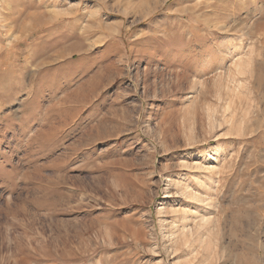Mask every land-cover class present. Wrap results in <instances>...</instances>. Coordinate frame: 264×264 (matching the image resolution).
Here are the masks:
<instances>
[{
    "label": "rangeland",
    "instance_id": "rangeland-1",
    "mask_svg": "<svg viewBox=\"0 0 264 264\" xmlns=\"http://www.w3.org/2000/svg\"><path fill=\"white\" fill-rule=\"evenodd\" d=\"M26 263L264 264V0H0V264Z\"/></svg>",
    "mask_w": 264,
    "mask_h": 264
},
{
    "label": "bare ground",
    "instance_id": "bare-ground-1",
    "mask_svg": "<svg viewBox=\"0 0 264 264\" xmlns=\"http://www.w3.org/2000/svg\"><path fill=\"white\" fill-rule=\"evenodd\" d=\"M162 2V1H161ZM256 34H258V35H262L261 33H259L258 31H256L255 32ZM263 38V37H262ZM251 47V46H250ZM240 51V50H239ZM251 53H252V51H250L249 53H247V54H244L243 52H242V50L240 51V52H237L235 55L233 54L232 55V62L230 63V66H229V68H228V71L227 72H229V73H237L238 72V74L239 73H243V72H245V71H247V69H248V67H249V64H250V61H251ZM73 56H70V58H72ZM66 60H68V59H66ZM71 65V64H70ZM186 65V64H185ZM62 67V66H61ZM58 68H60V67H58ZM57 68V69H58ZM81 73L82 72H86L85 70H79ZM85 74V73H84ZM222 75V74H221ZM221 75H219V76H221ZM210 80V79H209ZM68 82V81H67ZM42 83V82H41ZM258 83V82H257ZM38 85V84H37ZM217 87V86H216ZM220 89V88H219ZM216 91V90H215ZM214 91V92H215ZM39 92V91H38ZM217 92V91H216ZM218 92H220L219 90H218ZM217 96L219 95V94H216ZM38 98V97H37ZM74 99L75 100H77V97L75 96L74 97ZM37 101V100H36ZM74 101V100H73ZM75 102V101H74ZM57 108V107H56ZM207 109V108H206ZM62 110V109H61ZM208 110H209V108H208ZM212 111V110H211ZM209 113V112H208ZM208 113H207V115H208ZM211 114V113H210ZM209 117L211 116V115H208ZM212 117V116H211ZM209 120V119H208ZM245 119L244 118H242L241 120H240V122L238 123V126L239 127H241V123L244 121ZM11 123V122H10ZM233 126V125H232ZM23 129H25V128H23ZM1 171H2V169H1ZM7 173V172H6ZM7 174H9V173H7ZM8 177H9V175H8ZM37 191V190H36ZM24 260V259H23ZM27 264V263H26Z\"/></svg>",
    "mask_w": 264,
    "mask_h": 264
}]
</instances>
